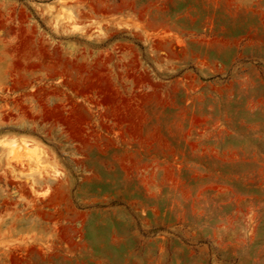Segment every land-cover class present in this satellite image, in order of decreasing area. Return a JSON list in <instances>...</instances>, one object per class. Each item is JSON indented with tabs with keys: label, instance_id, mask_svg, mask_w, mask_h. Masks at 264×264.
Returning <instances> with one entry per match:
<instances>
[{
	"label": "rangeland",
	"instance_id": "1",
	"mask_svg": "<svg viewBox=\"0 0 264 264\" xmlns=\"http://www.w3.org/2000/svg\"><path fill=\"white\" fill-rule=\"evenodd\" d=\"M208 1L0 0V264H264V0Z\"/></svg>",
	"mask_w": 264,
	"mask_h": 264
},
{
	"label": "bare ground",
	"instance_id": "2",
	"mask_svg": "<svg viewBox=\"0 0 264 264\" xmlns=\"http://www.w3.org/2000/svg\"><path fill=\"white\" fill-rule=\"evenodd\" d=\"M122 1V0H121ZM208 1V0H207ZM228 1H231V0H228ZM208 2H211V1H208ZM216 1H214V3H215ZM218 2H219V0H218ZM222 2H225V0L224 1H222ZM121 3V2H120ZM118 3L119 5H117V8H118V6L120 7V5H122V8L124 7V6H126L127 4H126V2H125V4L123 5V3ZM227 3V2H226ZM231 2H229V4H230ZM129 5L128 6H130L131 5V2L130 3H128ZM133 4V3H132ZM225 4V3H224ZM228 4V3H227ZM141 10V9H140ZM144 10V9H143ZM140 12H142V11H139V13ZM261 12V11H260ZM263 13V14H262ZM264 15V12H261V16H263ZM26 43V42H25ZM25 45V46H24ZM22 47H26V44H24ZM28 46H29V44H28ZM24 48H22L23 50H25ZM27 48V47H26ZM27 49H29V48H27ZM26 51V50H25ZM55 116V115H54ZM51 117V116H50ZM53 118V117H52ZM72 119V118H71ZM75 119V118H74ZM76 120V119H75ZM81 120V119H80ZM82 122V121H81ZM68 123H70V122H68ZM73 124H75L74 122H73ZM72 123L71 124H68L69 125V127H70V129L72 130V127L74 126ZM80 127V126H79ZM73 128H75L76 129V127H73ZM77 130V129H76ZM76 132V131H75ZM82 132V131H81ZM73 134H76L77 135V133H74V131L72 132ZM76 135H74V136H76ZM76 138V137H75ZM80 138V137H79ZM87 142V141H86ZM104 144H106V146L105 147H109L107 144H108V142L107 143H104ZM88 145V144H87ZM84 146H85V144H84ZM98 146V145H97ZM98 148V147H97ZM99 150L98 151H100V148H98ZM103 150V149H102ZM32 153H30V155H31ZM26 156H27V154H25ZM33 155V154H32ZM35 155V154H34ZM41 156V155H40ZM36 158H37V156H35ZM45 157V156H44ZM29 159L30 160V158H32V156L30 157V156H28V157H25V159ZM17 160H19V158H17ZM37 160V159H36ZM24 162V161H23ZM40 162V161H39ZM38 162V163H39ZM21 163V162H20ZM22 164H24V163H22ZM40 165V164H39ZM21 175V174H20ZM14 178H16V176L14 177ZM19 179V178H18ZM7 180V179H6ZM20 180V179H19ZM30 190H32V192H34V185H30ZM64 189L66 190V188L64 187ZM48 191H50V190H48ZM18 193V192H17ZM6 194V193H5ZM69 194V193H68ZM4 195V194H3ZM37 195H38V193H37ZM55 196V197H54ZM53 196V202L52 203H54L55 202V204H57L58 202H62V201H64L65 199H66V193H65V191H60L59 193H57L56 195H54ZM68 199V198H67ZM51 201V200H50ZM60 204V203H59ZM58 204V205H59ZM66 205V204H65ZM69 208V207H68ZM67 208V209H68ZM67 209H65V210H67ZM73 209V208H72ZM64 211V210H63ZM68 211V210H67ZM66 211V212H67ZM72 212V211H71ZM19 213V212H18ZM17 213V214H18ZM64 213V212H63ZM72 213H75V211L74 212H72ZM25 214V213H24ZM30 214V213H29ZM77 214V213H76ZM11 215V214H10ZM36 215V214H35ZM39 215H41V214H39ZM69 215V214H68ZM27 216V215H26ZM58 216V215H57ZM57 216L55 217V215H54V218H57ZM60 217V216H59ZM58 217V218H59ZM71 217V216H70ZM79 217V216H78ZM53 218V217H52ZM77 218V217H76ZM75 219V218H74Z\"/></svg>",
	"mask_w": 264,
	"mask_h": 264
}]
</instances>
